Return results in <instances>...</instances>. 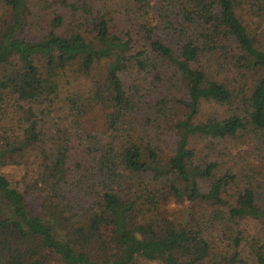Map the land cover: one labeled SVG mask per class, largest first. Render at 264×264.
<instances>
[{
  "label": "trees",
  "instance_id": "1",
  "mask_svg": "<svg viewBox=\"0 0 264 264\" xmlns=\"http://www.w3.org/2000/svg\"><path fill=\"white\" fill-rule=\"evenodd\" d=\"M138 260L264 264V0H0V264Z\"/></svg>",
  "mask_w": 264,
  "mask_h": 264
},
{
  "label": "rangeland",
  "instance_id": "2",
  "mask_svg": "<svg viewBox=\"0 0 264 264\" xmlns=\"http://www.w3.org/2000/svg\"><path fill=\"white\" fill-rule=\"evenodd\" d=\"M99 110L97 109H93L89 114L87 119L90 121H93L95 119L98 118L99 115ZM5 174L9 177V179H14V174L13 171L8 168V169H4ZM183 204L180 201H177L175 198H172L164 203H162L161 208L167 210L169 213L171 214H178V212L183 210ZM102 229H104L105 224L102 223ZM53 264H57V263H53ZM136 264H158L156 262H150V261H144V260H138Z\"/></svg>",
  "mask_w": 264,
  "mask_h": 264
}]
</instances>
